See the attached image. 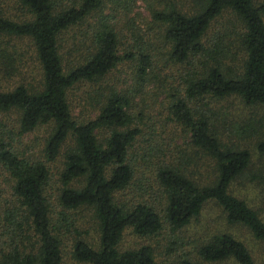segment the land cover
I'll return each mask as SVG.
<instances>
[{
  "label": "trees",
  "instance_id": "trees-1",
  "mask_svg": "<svg viewBox=\"0 0 264 264\" xmlns=\"http://www.w3.org/2000/svg\"><path fill=\"white\" fill-rule=\"evenodd\" d=\"M136 1L0 0V166L12 195L0 209V264H62L68 242L78 264H203L174 255L158 262L148 243L120 244L126 232L168 235L173 254L170 235L208 203L226 226L247 230L262 255L255 261L242 239L213 228L195 239L197 258L264 264V164L251 171L252 151L239 144L252 138L257 162L264 157V1L142 0L147 16L133 12ZM28 49L38 70L29 81ZM124 63L129 84H101ZM164 68H176L171 83ZM13 74L23 75L16 84ZM83 85L91 110L77 116L70 96ZM226 100L244 110L238 142L222 138ZM37 130L44 136L21 147ZM252 181L257 210L233 188ZM77 209H90L96 238L70 219Z\"/></svg>",
  "mask_w": 264,
  "mask_h": 264
},
{
  "label": "rangeland",
  "instance_id": "rangeland-1",
  "mask_svg": "<svg viewBox=\"0 0 264 264\" xmlns=\"http://www.w3.org/2000/svg\"><path fill=\"white\" fill-rule=\"evenodd\" d=\"M264 1V0H257V2ZM187 7H190V3L186 5ZM147 3L142 1V0H137L135 7L133 6V12L136 10L140 12V15L142 16H147L148 12L146 10ZM218 20H221L219 18ZM216 26H218L219 22H215ZM214 25V24H213ZM19 45V44H17ZM11 51V50H10ZM30 56V50L25 51L24 53V60L27 63V66L25 68V73H26V80H30L31 77H34L38 79V70L35 65V63L30 62L29 60ZM131 71L132 69L129 67L128 64L124 63L121 65H118L115 70L110 72V74H107L105 78L103 79V83L105 84V79L107 78L108 83H112L116 85L117 87L119 86H126V83H130V78H131ZM176 68H164L163 73L167 74L168 77V83L172 82V78H170V75H177L179 72V69L177 67V73L175 72ZM11 79L12 84L18 83V77L23 76V75H15ZM5 83L2 82L0 78V87L5 88ZM83 90L90 92L91 89L89 88L88 85H83L80 87H75L73 88L71 92L70 99L72 100V106H73V112L75 115L80 116L83 115L85 110H89L88 113H85L84 115H90V108L86 104L88 102V98L84 99L83 96ZM146 90H151V89H145ZM148 93H146L145 98ZM162 98V95H160L157 99L156 102H158ZM149 103L153 101L152 97L150 96V99H147ZM86 101V102H85ZM78 103V105H76ZM223 106L220 108V113H219V118L223 120V124L220 126V130L222 131L223 135L222 138H224L225 142L231 143V140H235V142L239 141V133L234 132L236 130V124L239 122L240 117L244 115V110L241 109V106L239 107L238 102L233 101H221L219 102ZM157 105V104H155ZM3 120L6 121L7 125H11L12 122L6 117H3ZM173 124L169 123L167 125V132L172 131L174 128L172 127ZM38 136H44L42 134V130H37L35 132L29 133L24 136L21 143V147L24 146H29L30 144L33 145L32 139L34 137ZM245 136V135H244ZM42 138V137H41ZM241 145H245L250 151H252V166L250 167V170L253 172L257 171V166L264 164V157L262 156L259 158L257 162V153L253 151L252 149V144H253V139L252 138H245L239 142ZM35 147H28L27 152L28 153H33L35 151ZM168 155V151H165ZM49 169H50V174L52 178L50 179V186L49 189H47L48 194L50 195V201L54 203L55 205V194H56V187L58 186V181H57V171L59 170V161L55 160L51 163H49ZM253 183H248L245 185L243 188L238 190V186L236 185V182L233 183V188L236 190L235 192L239 194L241 197L245 198L247 202L257 210V205L252 204L251 202H254L253 199L257 196V183L256 181H252ZM11 182H10V177L4 171V169L0 166V209L4 208L7 203L12 200L11 197ZM259 197V202L263 206L264 205V200L262 199V195L258 196ZM54 213L58 212L60 209L55 208L53 209ZM70 219L73 220L76 224H78L79 228L82 229V231L86 232L84 235L86 238L90 239L91 238H96V230H95V221L92 217L90 209H77L75 211H68ZM218 208L215 207L212 203H208L207 205L204 206L203 210L200 213V216L198 217V221L191 222L184 230L182 234H175L174 236L170 235V240H176L175 244L177 243V247L174 249L173 254L172 252V245L168 243V235L164 237H155V238H139L135 235H133L130 232H126L123 234L122 239H121V247H126V248H131V247H137L141 243H148L153 246L155 256L158 262H167V258L170 259L174 255L175 260L177 261L181 256H188V257H194L195 262H200L203 264H235L231 260H226V261H220V262H215V263H208V262H202L200 259L197 258L196 252H195V239L199 238L200 234L203 233L206 230H213L215 228L216 230H227L233 233L236 237L240 238L243 240V242L247 245L249 248L251 255L253 256L254 260L257 261L260 256L262 255V246L259 242L251 238L250 234L247 232V230H244V228H233L226 226L224 222H221V219L218 217ZM0 215H1V210H0ZM184 244V245H183ZM69 242L67 243V246L64 247L63 250V259H62V264H78L77 262L73 261L70 258L69 255ZM170 252H167L169 251Z\"/></svg>",
  "mask_w": 264,
  "mask_h": 264
}]
</instances>
